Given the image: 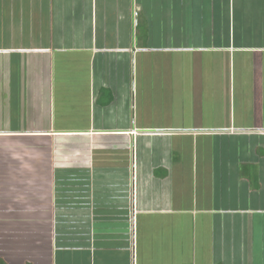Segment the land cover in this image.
I'll return each instance as SVG.
<instances>
[{"label":"crops","instance_id":"crops-1","mask_svg":"<svg viewBox=\"0 0 264 264\" xmlns=\"http://www.w3.org/2000/svg\"><path fill=\"white\" fill-rule=\"evenodd\" d=\"M0 264H264V0H0Z\"/></svg>","mask_w":264,"mask_h":264}]
</instances>
